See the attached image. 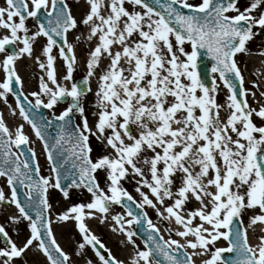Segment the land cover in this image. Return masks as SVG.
<instances>
[{"label": "snow or ice", "instance_id": "snow-or-ice-1", "mask_svg": "<svg viewBox=\"0 0 264 264\" xmlns=\"http://www.w3.org/2000/svg\"><path fill=\"white\" fill-rule=\"evenodd\" d=\"M86 5L79 20L67 0L0 5V99L7 104L9 94L15 97L13 114L18 109L31 126L49 164V174L41 175L24 125L10 130L0 116V177L10 189L6 195L0 188V202L14 205L18 215L9 220L27 221L28 229L18 244L0 224V264H15L30 249L42 253L47 264H72L53 232L50 188L65 199L71 189L90 194L87 202L70 203L55 215L57 222H73L78 230L75 255L91 247L96 260L85 264H125L87 224L94 218L103 223L114 205L124 209L111 219L112 230L132 245L129 264H195L196 256H207L201 264H264V234L255 245L248 236L249 228L264 225V105H249L237 60L264 31V0L246 5L240 0H86ZM80 25L86 32L70 42L69 33ZM39 37L45 38L44 59H34L44 75L38 91L25 94L15 64L25 54L33 57ZM77 43L88 46L86 75L79 83L73 77ZM205 57L211 84L201 72ZM103 60L107 64L101 68ZM92 77L97 85L89 115L82 98L92 91ZM221 84L227 96L218 102ZM66 98L71 102L57 114L55 107ZM40 108L53 110L50 117L38 115ZM52 128L55 135L48 131ZM129 180L139 200L122 183ZM17 186L24 189L23 199ZM146 208L177 226L165 228L167 239ZM139 232L146 233L143 248L133 239ZM220 240L227 246L218 247Z\"/></svg>", "mask_w": 264, "mask_h": 264}, {"label": "rangeland", "instance_id": "rangeland-1", "mask_svg": "<svg viewBox=\"0 0 264 264\" xmlns=\"http://www.w3.org/2000/svg\"><path fill=\"white\" fill-rule=\"evenodd\" d=\"M247 3H248V0H242L241 5H246ZM0 5H2L1 0H0ZM44 43H45V39L38 38L36 43L33 46L34 47L33 57L30 58L28 55L25 54L16 61L15 66H16L18 74L22 78V81H23L22 90L25 94L31 93L33 91H38L39 77L41 75H44L43 70H41L38 67V65L34 59L35 56H40L41 60L44 59V57L41 55V48H42ZM260 51H261L260 49L259 50L258 49L257 50L249 49V52L247 54L242 55V62H243V57H244V60L246 62L245 65L247 67L246 68L247 71H249V68H251L253 65H255V61H253V59L256 56L255 53H260ZM87 52H88L87 50L84 51L85 57L81 53L77 52L78 60H77L76 69L73 73L74 79L79 77V76L86 75L85 61H86V57H87ZM0 55L3 56V54H0ZM260 59L264 62V55H260ZM61 64H62V62H61L60 58L57 57L55 66L57 69L58 78L62 76L63 70H62ZM106 64H107V61L103 60L101 62V68H103ZM248 73L252 76L251 71H249ZM254 76L255 75H253V77ZM2 78H3V72L0 71V79H2ZM61 82L64 83L67 81L61 80ZM90 83H91L92 91L88 92V94L82 98V102H83L84 107L86 109V113L89 115H90V110L92 109V105L95 101L94 93H95L96 85H97L96 78L92 77L90 80ZM252 83H254V81ZM226 96H227V89H225L223 87V85L221 84L220 91L217 94L218 102H223L225 100ZM29 99H33V98L31 96H29ZM7 100H8V103L5 104L4 100L0 99V111L3 114H5V117H6L5 119H6L7 125L9 126V128L11 130H14L15 126H17L19 124L24 125L25 134L29 135L30 140L31 141L34 140V142L37 143V145L39 146L40 154L39 155L37 154V156H38L37 159H38V162L40 164L41 169H43L46 166V159H45L43 150H42L34 132L31 130V128L29 127L27 122L24 121L20 117V115L17 113V111L15 112V114H13L12 109H15V106H14V103L12 102L11 97L9 95L7 97ZM8 105H11V108H9ZM62 108L63 107L57 105L55 107L54 111L58 114ZM50 111H53V110H50ZM221 116L222 117L224 116L223 112L221 113ZM29 146L33 147V144L30 143ZM45 169L46 168H44L43 170H45ZM44 174H46V173H44ZM122 183L124 184V187L137 200H139V195H138V193L135 192L134 183L131 180L125 181ZM0 186L6 188V183L2 179H0ZM89 198H90V194H88L83 189H81V190L71 189L70 190V199H65L63 197V195L57 191V189H54V188L49 189V202L52 205L51 216H52V220H53V223H52L53 232H54V235L57 239V242L60 244V246L66 252H68L70 255H72V264H85V261L87 259H92L93 261H95L96 257H95L94 252L92 251L90 246L86 247L85 251L80 256L75 255V252L77 250V245L81 241L80 234H79L78 230L75 228L73 222H57L55 220V215L59 212L64 211L65 208L67 206H69L70 203L87 202L89 200ZM189 206L191 207L194 205H189ZM145 210L148 212L149 218H151L153 223L156 224L157 227H159L161 229V233L164 235L165 239H167L168 238V232L165 231V228L170 227V225L166 221L161 222L157 218L155 211L153 209L146 208ZM117 212L122 213L123 210L118 205H114L112 207L111 211L108 213L107 220H105L103 223H101L99 219L94 218V219L88 220L87 224L91 228L92 232L112 251L113 255L117 259L124 261L126 264L127 263V255H128V251H129V249L127 247H125L126 246L125 244L127 242L126 238L120 232L112 230L114 222L112 221L111 217H112V215H114ZM99 215L100 214L97 213V216H99ZM26 225H27V221H22L21 226L23 228V235L21 238H19L20 240L17 242L18 244L21 243L25 239V236L28 234V229H27ZM132 228H133V226H132ZM173 238L178 239V237H176L175 235H173ZM133 239H135L136 243L138 245H140L141 248H143L142 245L140 244V242L137 240V238L134 237ZM189 239H191V237H189ZM224 244H225L224 240H220L219 242H217L218 247H221ZM131 253H133L132 245H131ZM202 257H203L202 261L204 259H207V256H202ZM21 260L23 262L25 260L26 264H46L41 253L36 251L35 249H30V250L26 251V253L23 255V259H21ZM19 263H20V261H19ZM20 264H25V263H20Z\"/></svg>", "mask_w": 264, "mask_h": 264}, {"label": "bare ground", "instance_id": "bare-ground-1", "mask_svg": "<svg viewBox=\"0 0 264 264\" xmlns=\"http://www.w3.org/2000/svg\"><path fill=\"white\" fill-rule=\"evenodd\" d=\"M256 66H257L256 73L261 72V73H263V75H264V67H263L262 63H261V62H257V63H256ZM64 83H65V84H68L67 82H64ZM34 147H35V151L37 152V145H35ZM166 222L170 225V227H171L173 230L176 228V225H175L174 223H170V222H168V221H166ZM178 239H181V238L178 237ZM181 243H183V240H181ZM126 246H127L128 248H131L129 244H126ZM126 246H125V247H126ZM132 255H133V253H131V250H130V252H128V255H127V261H128V263H129V261H130ZM202 258H203L202 256H196V257H193V259H194V261H195V264H201Z\"/></svg>", "mask_w": 264, "mask_h": 264}, {"label": "water", "instance_id": "water-1", "mask_svg": "<svg viewBox=\"0 0 264 264\" xmlns=\"http://www.w3.org/2000/svg\"><path fill=\"white\" fill-rule=\"evenodd\" d=\"M202 59H203V63L201 64V72L204 73L203 78H204L206 83L211 84V80L209 79V76H208V70L205 68V63H206V61H208V59L206 57L202 58ZM38 115H41V114H38ZM48 131L51 135H55V129L54 128H52V131L50 129ZM65 183H67V182H65ZM17 187H18V192L20 193V198L23 199L22 188H20L19 186H17ZM134 211L139 212L140 210L138 211V209H134ZM138 227L139 226H137V229H138ZM139 234L142 236V238H146V233L139 232Z\"/></svg>", "mask_w": 264, "mask_h": 264}, {"label": "flooded vegetation", "instance_id": "flooded-vegetation-1", "mask_svg": "<svg viewBox=\"0 0 264 264\" xmlns=\"http://www.w3.org/2000/svg\"><path fill=\"white\" fill-rule=\"evenodd\" d=\"M67 3L69 4V6L71 7V1L70 0H67ZM32 24H33V21H31V23L30 24H28L30 27L32 26ZM81 26V25H80ZM83 26V25H82ZM82 32V30L81 29H76V30H73V31H71L69 34H76V33H78V34H80ZM4 223V220H3V217H2V215L0 214V224H3ZM262 227H264V225H257V229H258V233L256 232V234H258V236H260V235H262V234H264V232H261V228ZM0 247H2V245H1V243H0Z\"/></svg>", "mask_w": 264, "mask_h": 264}]
</instances>
